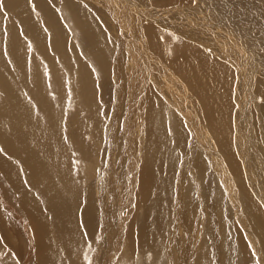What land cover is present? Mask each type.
<instances>
[{
  "label": "bare ground",
  "instance_id": "obj_1",
  "mask_svg": "<svg viewBox=\"0 0 264 264\" xmlns=\"http://www.w3.org/2000/svg\"><path fill=\"white\" fill-rule=\"evenodd\" d=\"M54 1L66 7L67 2L71 3L70 0ZM74 1L71 3L73 18L80 27L76 34L82 40L74 62L83 57L88 59L101 87L97 90L92 72L84 65L73 72L80 89L86 90L87 105L80 108L84 111H79L83 115L77 112L76 117L69 119L66 125L70 128L61 126L59 120L42 125L32 117L28 107L21 102L20 105L17 101L12 102L14 98L18 100L17 93L4 99L14 104L8 110H0V133L11 126L28 132L25 153L21 155L22 150L16 152L10 166L16 170L24 187L21 186L20 190L28 214L23 218L13 207L10 215L22 222L26 241L31 246L28 251L36 248V264H74L72 261L78 256L77 250L83 246L80 257L84 259L92 251V241L97 236L99 240L94 247L98 251L105 246V257L120 253L124 262L119 259L117 264H135L136 257L130 254L136 245L133 224L141 221L145 209H152L144 213L139 242L141 237L144 238L149 250L154 243L168 241L171 227L177 231L183 225L184 196L193 197L192 191L187 190V176L192 169L193 177L202 184L196 191L200 205L190 216V219L194 215L200 218L183 229L187 243L182 255L185 260L189 257L188 264L196 262V258L197 264L208 262L209 258L204 256L208 251L204 252L202 248L210 246L208 244L213 240L200 239L208 231L203 227L207 220L211 224L212 238L216 233L213 246L220 242L222 223L228 224V218L232 219L233 214L240 217L246 212L245 217L254 227L248 235L255 226L264 228V0H86V4ZM18 2L25 0H0V14L6 10L15 17L12 29L0 26L4 44L10 36L20 35L18 26L26 34L34 35L37 31L33 29L26 7L30 19L26 20L27 28L24 27L25 21L20 17L23 10L18 8ZM162 2L168 5L157 8L156 5ZM173 3H182V7H172ZM51 5L50 1L40 0L37 7H45L49 12ZM37 7L31 6V9L37 10ZM96 7L103 11L102 20L96 16ZM62 10L66 8L62 7ZM47 16L50 37L56 46L61 47V27L53 10ZM42 41H36L41 49L37 53L45 66L49 63L41 54L45 52ZM31 45L29 43V47ZM5 65L6 59H0V72H8L0 79L11 83L10 76H15L20 84L25 85L22 73L30 75L29 69L25 66L24 71H7ZM52 74L45 79L54 85ZM106 126L108 128L103 129ZM61 127L64 140L59 132ZM176 136H179L178 144L174 141ZM179 156L181 159L176 161L177 165L169 163L170 158L178 159ZM195 158L201 162L198 169L187 170L185 167L191 166ZM68 161L71 167L67 165L65 168L63 163ZM100 161L104 170L101 175L93 176V167L101 166ZM79 163L85 166L80 168ZM170 167L169 179L175 181L174 188L166 186L163 181L158 183L160 170L169 172ZM24 171L28 179H23ZM216 176L220 183L215 180ZM165 179H168L166 175ZM154 180L160 191H169V194L160 191L158 195L153 194L154 202H163L160 209H153V204L148 201ZM191 188L197 190L196 186ZM133 198L136 199L135 205ZM239 198L244 199L245 208ZM0 199L6 207H11L10 201ZM222 205L225 206L224 212L220 210ZM125 210L130 220L124 216ZM215 211L223 212L222 216H217ZM152 213L154 217L157 215L156 223L149 227L150 222L146 223V220ZM169 216L172 220L167 223ZM243 219L240 224L249 229V222ZM115 224L120 231L119 246L107 241ZM53 238L57 241L52 242ZM253 238L249 239V247L256 248L257 253L253 247L251 253L254 251L257 256L252 259L256 260L255 264H264V244L258 246L259 241ZM218 243L216 254L219 256ZM199 247L200 252L194 256ZM145 260L141 259L144 263Z\"/></svg>",
  "mask_w": 264,
  "mask_h": 264
},
{
  "label": "rangeland",
  "instance_id": "obj_2",
  "mask_svg": "<svg viewBox=\"0 0 264 264\" xmlns=\"http://www.w3.org/2000/svg\"><path fill=\"white\" fill-rule=\"evenodd\" d=\"M43 1H48V2L50 1L51 4L53 5V6L51 5V7H49V6L48 7L50 9L49 12L51 10H53V15L57 18L58 24L61 27L60 31L62 33L59 31V38H61V40H62V41H60L61 47L56 46L52 36L50 37V27L51 26L48 27L49 16H47V14L49 12H47L48 10H46L45 7L40 8V9H39V7H37V4L40 2V0H31V2H30V0H25V2H18V8L22 9L24 11V13H23V11L20 13V17L25 21L24 27L27 28L26 20L30 19V18H28V14L25 12V9L28 8L29 14L32 18L30 20L31 24L33 25V29H35V30L37 29V31L35 32L34 35L26 34V32L25 31L22 32L21 27L18 26L20 28V29L18 28L20 35L18 37L10 36L9 37L10 40H6L5 44L3 41H1L2 35L0 32V47H2V48H0V51H1L0 52V54H1L0 59H3V60H4V58L6 59V65H5L6 68L4 70L12 71L13 69H16V70L21 69L24 71V68L26 66L30 71V73H29L30 75L25 74L24 72L22 73V75L24 76L23 82L25 85L20 84V82L15 79L16 78L15 76H10L11 77V80H10L11 83L4 82V81H2V79H0V101L2 102V103L0 102L1 103L0 106H2L0 108V110L2 108H6L8 110V107L14 103L5 102L4 99L7 96H13V95H15V93H17V96H18L17 99L18 100H16L14 98V100L12 102L17 101L18 105H20V102H21L22 105H25L26 107H28L30 109L29 113L32 115L33 118H36L37 121L39 120V123H41L42 125H47L48 122L59 120L58 122L60 123V125L65 127V125L69 121V119H71L72 117H76L77 112L79 113V111H84V110H82L83 106L87 105L86 104L87 99H85L86 98V90L80 89V86H78L79 83H77L76 76L73 72L75 70L79 71L81 65H84L85 68L89 72H92L97 90L101 87L99 86V83L97 82V75H96L95 68L90 63V61L88 59L83 57L80 61L77 60L76 63L74 62L75 57L78 56L76 51H77V49L79 50V46L81 47V42H82V40L79 39L80 38L79 35L76 34L79 31L80 27L77 25L78 22L75 23V19L73 18L74 10H73V6L71 3H74L75 1L70 0L71 3H69V2L66 3V5L69 9L66 6H64L61 2H59L57 4L56 3L57 1H54V0L53 1L52 0H43ZM76 1L79 2L80 4H82V3L86 4V0L85 1L84 0H76ZM175 1H178V0H175ZM197 1L198 0H196V2ZM196 2H194V4ZM177 3H179V2H177ZM29 4L35 8L37 7L38 9L37 10H34L33 8L31 9V6ZM166 4L167 3L162 2L160 5H156V7L158 8V6H159V9H160L162 6L165 7ZM173 4L174 5L172 7H174V6L182 7L181 6L182 3L177 4V5H175V3H173ZM194 4H193V6H194ZM62 7H65L66 10L61 11ZM91 8L94 11V8L93 7H91ZM67 11H68V13H67ZM95 13H96V16L102 20V16H103L102 9L99 7H96ZM67 14H68V17H67ZM3 15L0 14V18H1L0 24L2 21V25H0V26L7 29V30L12 29L15 25V17L13 15V13L5 10V11H3ZM2 19L5 21H3ZM17 23H16V25H17ZM42 25L44 26L43 28L41 27ZM86 34H87V32H86ZM40 38L42 40H44L41 42V44H44L42 46L45 47V52H42L41 54L45 57V59L49 63V64L46 63L45 66L43 64H41L40 53H37L38 50L41 51L39 45L36 43L37 40H39V41L41 40ZM26 39H27V41H26ZM31 42L32 43L35 42L38 46H36L35 43L32 44L33 45L32 46ZM29 43L32 47H29ZM50 46L52 47L53 50H51ZM77 46H78V48H77ZM33 47H35V48H33ZM6 48H8V49H6ZM32 48L34 49V51ZM15 50H16V52H15ZM9 52H11V53H9ZM19 55H21V56H19ZM29 58H31V59H29ZM16 63H17V65H16ZM64 67H66L67 71L65 70ZM37 72H38V75H37ZM50 73H53L52 74L53 80H55V82H56V84H54V85L48 84V81L45 79L47 76L50 75ZM7 74H8V72H0V76L2 78H4ZM44 74H46V76ZM53 80H51V81H53ZM34 81L36 82V85H38L40 87H37L35 85ZM68 81L70 82V84L68 83ZM72 83H73V85H72ZM12 90H15L16 92H12ZM62 90L64 93L63 92L60 93ZM65 93H67V94H65ZM69 94H71V95H69ZM68 95H69V98H71V99L68 98ZM74 95L76 98L74 97ZM70 100H71V102H70ZM74 101H75V104H74ZM66 102H68V103H66ZM72 102L74 105L72 104ZM99 104L105 105L102 102H99ZM68 105H70V106H68ZM69 107H70V109L72 107L73 108L70 110V109H68ZM78 107H79V109H78ZM80 108H82V109H80ZM85 112H86V110H85ZM7 113L9 116H12L8 111H7ZM80 114L83 115L81 112L79 113V115ZM83 117L85 118L86 115L84 114ZM103 119H105V118H103ZM10 122H11V120L9 121V123ZM28 123L29 122H27L25 124H28ZM49 125H50V123H49ZM57 126H58V123H57ZM66 126L69 128L71 127L69 125H66ZM63 127H61L62 129L60 128V130H59L61 137H62V132L64 131ZM106 128H108V127L106 126L103 129H106ZM97 131H98V129H97ZM37 133L38 132L36 130L35 137L37 136ZM27 137H28V132L26 129L17 130L15 128H13L12 126H11V129L4 130L3 132L0 133V149H2V150H0V198H3L4 200L6 199V200L11 202V207H6L1 202V199H0V264H36V260H35V256H34L36 248L34 247L33 251H28V249H30L31 246H29L30 244H28V241H26L24 231H23L22 222L18 218H13L10 215L11 208H13V207L14 208L16 207V209L21 214L20 216L23 218H25L26 215L28 214V208H26L24 200L22 199L23 192L20 190L21 186H22V188H24V187L21 184L20 179L16 175V173H17L16 170L13 169L12 167H10L11 162H12L13 158L15 157L16 152H20L22 150L21 155H23L25 153L23 150L26 148L25 146L27 144ZM62 139H63V137H62ZM174 141L176 144H178L179 143V136H176ZM168 143L166 146L169 148L170 145H168ZM69 145L70 144L68 143V146ZM16 146H17L18 150H17ZM66 152H68V151H66ZM100 156H102V152H101ZM180 159H181L180 156L178 157V159L176 157H174L172 159L170 158L169 163L171 162V165H172V163L174 162V164L177 165L176 161H180ZM80 164L81 163H79V165H77L80 168L85 166V165H82V164L80 165ZM100 164H101V166H99V167H95V168L93 167V169H94V172H93L94 175L93 176L101 175L102 169L104 170V168L102 167L101 161H100ZM200 164H201L200 160L195 158V159H193L192 165L185 167V168L187 170H190L191 168H194L197 170ZM67 165H69V167H71V163L69 161L67 163H63V166L65 168H67L66 167ZM64 167H63V169H64ZM72 167H73V165H72ZM219 169H220V167H219ZM170 170H171V167L169 169V172H165V171L160 170L161 171V178L159 179L158 183L160 184L163 181L166 184V186H170V187L174 188L175 181L172 179H169ZM184 171H186V170H184ZM191 171L188 172L189 174L187 176V178H188V189L187 190L192 191V195H193L192 199H194V200H192L190 197H188L186 195L184 196L185 197L183 200V213H184L183 215L184 216H182V220H181V225H182V223H183V225L180 226L179 230H177V231H174V229L171 227V229H170L171 233L169 232L170 235H168V237H167V239H169L168 241L166 239H164V241H162L160 244H157V243L152 244L151 247L149 248L150 251L148 250L149 245H147L148 247H146V244H144V238L141 237V241L139 242V238H140L139 232L141 230V227H142V224L144 221V213L150 212L152 209L151 210L145 209L146 211L143 210L144 213L142 212L143 218L141 219V221L138 224L137 223L133 224L132 230H133V237L136 241V245L134 246V248L132 250H130V254L133 257H136L134 260L135 264H146V263L147 264L148 263L149 264H155V263L156 264H162V263H164V264H169V263L170 264H182V261H183V264H185V263L188 264L190 262L189 257L185 256L188 259V260H185L183 258L184 255H182V250H185L184 246L187 243V242H185L186 233L183 231V229L186 228L187 226H190L191 224H193V222L194 223L198 222L197 220L200 218V217H196V215H194L195 218L191 217V219H192L191 220L190 216H193V215H191L192 211L195 210V208L200 205V203L198 202L200 196H199V193L196 191H198V186L202 184V182L198 178L193 177V169ZM165 175L168 177L167 180L165 179ZM216 178H215V180H217L219 182V180H220L219 177L216 176ZM23 179H28V174L25 171L23 172ZM155 180H154L153 184L151 185V191L152 192H151V195H150L148 201L153 204V209H160L163 202L162 201L154 202V200H153V194L158 195V192L160 191L158 189V187L155 185ZM224 181L226 182V180H224ZM189 186H190V188L193 186H196L197 190L196 189L194 190V188L192 190V188L190 189ZM201 192H202V190H201ZM160 193L169 194V191L167 189H162L160 191ZM237 195H240V194H237ZM133 202L135 205V203H136L135 198H133ZM239 202L245 208L244 199L239 198ZM220 210H222L224 212L225 206L222 205ZM126 212L127 211L125 210L124 216L128 217ZM223 212L215 211L217 216L218 215L222 216ZM133 213H135V212H133ZM241 214H242V216L240 215V217L237 216L236 214H233L234 216L231 215L230 217H232V219L228 218L229 219L228 224H226V222L222 223L221 229H220V231L222 230V232H219V237H221L222 240L220 239L219 243L217 241L215 246H213V244L216 241V233L214 232V238H212L213 236H211L210 230H209L210 226H211L209 220H207V224L204 223L203 227H207L208 231L207 232L203 231L205 234H204V236L202 234L200 239H202V240L204 239L203 241H210L211 239L213 240V241L209 242L208 245H210V246L204 245L202 248L204 252L208 251V253L204 255L206 257V259L209 258L208 262H206V264H230V263L231 264H235V263L236 264H242V263L243 264H248V263L249 264H255L256 263V260L253 261V259H255L257 256V254L255 255V252L257 253V250H256V248L254 249V247L252 245H251V247H249L250 246V244H249L250 240L249 239L252 237H254L253 239H256V237H259V235H262V236H260V239H258V238L256 239V241L257 240L259 241V242H257V245L262 247V244H264V231L259 230V229H264V228L263 227L261 228V226H258V227L255 226V229L253 230V232L251 234L252 237H250L251 235L250 234L248 235V231L250 229L252 231V228H254V227L249 222V219H247V217H245L246 212L245 213L243 212ZM156 217H157V215L154 217V214L152 213V215L147 218L146 223L150 222L149 227L151 225L155 226ZM206 218H207V216H206ZM128 219H129V217H128ZM242 219L243 220L246 219L249 222V224H250L249 229L247 227H245L246 229H244L242 227V225L240 224V223L243 224ZM27 220L28 219L26 218V221ZM171 220H172V218L169 216L166 221H167V223H169V222H171ZM234 221H236V223H234ZM167 223H166V225H167ZM223 224H225V225H223ZM237 224H239V225H237ZM27 225L29 228L31 227L30 222H28ZM236 225L238 226L236 228L239 231L234 227ZM15 226H18V227H15ZM177 228H178V226H177ZM30 230H31V228H30ZM257 231H258V233H257ZM172 233H174V234H172ZM225 233H226V235H225ZM121 234H122V241L124 242L122 231H121ZM221 234L224 237L220 236ZM236 234H237V236H236ZM119 235H120V231L115 224L111 228V231H110V234L108 236L107 241H110V242L114 243L115 245L119 246L120 245L119 244ZM171 235H173V236L171 237ZM238 236H240L239 237L240 239L237 238ZM97 237L95 240L92 241L93 248L91 250L93 251V253H92V251H90L88 256H85L84 259L81 258L80 256L82 253L80 251L83 248V246H82L81 248H79V250H77V253H78L77 258L76 257L73 258L72 262L74 264H108V263L114 264V262H115V264H117L116 261H118L119 259L121 260V263L124 262V260L122 259V256H120L121 255L120 253L105 257V255H106L104 252L106 250L105 246H102L101 249L100 250L98 249V251H97L96 247H94L97 240H99ZM145 237H146V235H145ZM163 237L164 236L162 235L161 238H163ZM174 237H176V238L174 239ZM202 237H204V238H202ZM172 238H173V240H171ZM200 239H199V243H201V241H202ZM217 239H219V238H217ZM51 240H52V242L57 241L55 238H53ZM223 240H224V242H223ZM174 241H176V242H174ZM33 242H34V246H35V239H33ZM236 242H238V243H236ZM179 243H181L182 246L179 247ZM217 243H218V246H219L218 249L220 252L219 256L216 254V252L218 251L216 248ZM225 243H226V245H225ZM233 243H234V245H232ZM167 244H168V246H167ZM121 245L123 247L125 246L124 243ZM201 245H202V243H201ZM233 246L235 249L233 248ZM140 247H144L145 250L143 248H140ZM174 247L176 250L174 249ZM244 247H246V249ZM252 247H253V250L255 251V252L253 251L254 254L251 253ZM199 248L196 251L197 254L195 253L194 256H197L198 253L200 252L201 247H199ZM137 249H138V252H137ZM142 249H143V251H142ZM173 249L176 251V253L178 251L180 253L178 252L177 254H175L174 253L175 251ZM169 250H172V252ZM144 251H147L148 253L144 252ZM121 252H122V250H121ZM151 252H153V253H151ZM223 253H226V254L223 255ZM239 253H240V255H239ZM242 253L246 254V256L244 257V255ZM151 254H153V255H151ZM232 254H234V255H232ZM177 255L180 259L177 257ZM222 255L225 257H223ZM226 255H228V256H226ZM237 255H239L240 258ZM241 255H242L243 259L241 258ZM250 255H251V257H250ZM31 256H32V258L30 259ZM247 256H248V258H247ZM252 256L254 257L253 259H252ZM143 257H145V258H143ZM210 257H211V259L212 258L213 259L211 260ZM224 258H227V260ZM246 258L249 261H247ZM136 259H137V261H136ZM141 259L142 260L146 259L145 260L146 262L145 263L142 262ZM197 259L198 258H196V262H194L193 264H197ZM138 260H139V262H138ZM179 260L181 263L179 262ZM222 260H223V262H222ZM236 260H238V262ZM250 260L252 263H250ZM240 261L242 263H240ZM244 261H245V263H244ZM68 262H71V261L68 260Z\"/></svg>",
  "mask_w": 264,
  "mask_h": 264
},
{
  "label": "snow or ice",
  "instance_id": "obj_3",
  "mask_svg": "<svg viewBox=\"0 0 264 264\" xmlns=\"http://www.w3.org/2000/svg\"><path fill=\"white\" fill-rule=\"evenodd\" d=\"M0 150H2V149H0Z\"/></svg>",
  "mask_w": 264,
  "mask_h": 264
}]
</instances>
